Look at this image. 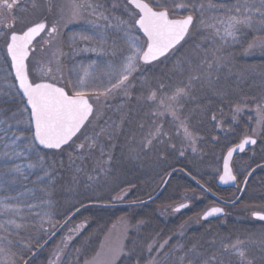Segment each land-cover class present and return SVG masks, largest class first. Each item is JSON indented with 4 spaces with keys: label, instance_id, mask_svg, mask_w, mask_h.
<instances>
[{
    "label": "snow or ice",
    "instance_id": "obj_1",
    "mask_svg": "<svg viewBox=\"0 0 264 264\" xmlns=\"http://www.w3.org/2000/svg\"><path fill=\"white\" fill-rule=\"evenodd\" d=\"M121 7L122 11L116 15ZM31 8L34 11L46 8L55 19L51 24L47 19L23 23L16 15L17 10L27 11L23 0H0V80L7 82L0 86V191L6 193L13 191V185L18 181L27 180L36 172L43 174L36 176L32 181L34 185L51 183L54 161L49 164L48 157L63 153L66 148L75 146L77 153H82L99 147L103 157L102 138L110 140L117 126L114 121H105L103 125L97 123L102 118L98 106L120 94L131 99V90L136 87L135 74L143 66L166 64L194 33L203 35V40L193 44L191 55L177 60L167 81L157 78L153 83L141 73V92L136 100L147 105L153 117L171 116L176 136L191 145L195 152L197 136L190 120L196 113L207 116L211 109L197 104L185 115L183 110L187 102L197 99V91L205 90L226 100V91L215 87L219 74L225 68L231 71L230 57L224 54L222 45L238 42L245 29L264 34V0H236L231 5L213 0H124L122 6L113 3L110 7L106 6V0H61L59 4L52 0H32ZM18 20L22 23L19 29L16 28ZM80 22L84 25L82 30L65 38L63 30L69 24ZM218 44L221 46H216ZM248 48L264 51V35L251 41ZM81 52L94 53L97 59L87 64L77 63L75 58ZM38 53H47L46 60ZM104 57L111 58L104 60ZM172 75L180 79L173 82ZM246 104V101H238L232 105L233 122ZM254 111L259 134H264V98L255 101ZM211 121L216 122L218 128L222 126V120L215 112ZM140 128H144L143 123ZM258 129L252 128L251 134H246L235 147L228 148L219 175L221 183L236 181L230 166L233 152L237 149L243 152L245 145H256L254 137ZM166 137L171 139V130L166 131L162 123L153 120L141 137L142 148L164 144ZM69 155L71 158V153ZM100 163V170L105 171L104 165H110L111 156ZM200 187L204 188L203 185ZM29 191L35 194V189ZM40 191L47 189L42 187ZM27 195L28 192H19L0 196V264H33L36 250L43 247L42 237L26 238L22 230L31 228L48 234L49 230L44 227L47 222L53 229L51 235H55L52 212H33L44 204L51 209L52 202L41 199L39 204L28 203L24 200ZM114 199L122 200L123 196ZM185 207L188 204L181 203L174 211ZM25 209L29 215L40 217L38 226L23 215ZM222 212L220 207H211L201 219L207 220ZM252 216L264 221V211H254ZM82 227L77 225L76 229H70L64 243L72 239L73 231L79 232ZM124 234H127V227ZM168 243L165 240L158 247L150 244L147 264H166L177 252L182 253L176 257L178 264H184L186 259L187 264H218L215 240L210 242V254L201 252L195 245L185 250L179 244L168 252L165 251ZM220 244L223 254L239 257L240 264H252L247 260L245 241L222 240ZM59 254L57 251V259ZM127 255L123 238L106 237L85 264H119Z\"/></svg>",
    "mask_w": 264,
    "mask_h": 264
},
{
    "label": "trees",
    "instance_id": "obj_2",
    "mask_svg": "<svg viewBox=\"0 0 264 264\" xmlns=\"http://www.w3.org/2000/svg\"><path fill=\"white\" fill-rule=\"evenodd\" d=\"M215 1L216 3H227L230 5L236 3V0ZM209 15H213V13H209ZM202 40L203 35H196L194 33L188 43L183 47H180L173 55L174 57H171L170 60L183 59L187 56V53L191 52L192 44L201 42ZM239 41L241 42V37ZM218 46L221 45L218 44ZM222 46L225 48L223 49L224 54L229 56L233 49L236 50L235 47L237 45L236 42H229L227 45ZM229 57L231 61L229 66L231 71H229L228 68H225L219 74V80L215 84L217 89H223L226 91L227 99L222 101L219 97L212 95V93L207 90L204 92L197 91L195 93L197 99L189 100L183 110L184 114L187 115L197 104L207 105L211 109L207 116H202L199 113H196L190 120L192 130L197 136L195 152H193L191 145L183 141L181 137L176 136L174 126L171 123L172 117L169 115L158 118L151 116L149 107L137 102L136 97L139 92L135 93L134 91L131 99H125V104L129 109L126 110L127 113L125 112L126 117L123 122L124 126L121 127V129L124 127H127L128 129L126 130L124 128L120 132L116 131L110 140L105 137L102 138L101 142L105 145V155L103 157L100 155L99 147L91 152L85 151L82 153H77L75 146H73L72 149L66 148L63 153H57L54 157L52 156L48 158L49 164H53L54 161V172L50 177L51 183L46 182L43 186L34 185L32 181L36 179V176L43 174L42 172H36L35 175L29 176L27 180L21 179L13 185V191L10 193L0 191V196L16 194L28 186H34L35 194H33V196L37 200L39 198L44 200L49 199L52 202L53 219H51V223L55 224V227H57L70 212L84 204L83 201H81V203L78 202L79 204H73L75 202L74 199L79 196L89 198L87 191L93 187L94 180L99 178L98 175L102 172L100 170V162L102 159L106 161L110 155L111 163L110 165H104V168L105 170H108L111 165L115 168L117 167L116 169L119 173L118 178L120 184L115 183V186L119 185L123 188L117 191L115 190V192L112 193L113 195L109 200L110 203L114 201H139L150 197L157 191L166 174L171 169L177 167L184 169L192 177H195V179L218 196H221L226 200H232L236 197V190L234 188L219 187L217 184L218 175L212 171V168L206 170L204 165L205 161H207L208 165L211 167L218 164L225 151L232 145L236 144L246 134H250V128H252V125H249L248 123V120H251L252 116L251 113H247V109H243L236 121L233 122L231 108L232 105L238 101H246L247 103L254 101V98H249V95L247 94L238 97L239 95L236 96L237 94L235 92V86L238 83L241 84L246 80V82H248L247 84H249L253 77L249 75L250 77L247 79L245 77L248 75H242L241 80L238 81V79H235L236 69H239V73L243 70L242 66L239 65V62H243L244 57L238 56L237 53L232 54ZM244 61L255 63V65H257V70L263 68L264 63L259 58ZM169 76L170 75L165 77L164 75H160V77L166 81L169 79ZM171 79L175 82L176 80H179L180 77L172 75ZM155 80L156 79H154V81ZM213 112H215L218 118L222 120V126L219 128L216 127V122L211 121V115ZM153 120L157 123H162L163 125L168 124L170 126L171 139L166 137V143H156L150 149H144L141 145V137L147 131L148 126ZM142 123L144 124L143 129L140 128ZM89 132H91L90 129ZM80 142L81 141H77V143ZM258 143H264V134L260 137V141H257L256 146L254 145L255 150L254 148H250L244 153L238 154L233 159L232 165H235L234 167L236 168L237 160L243 157H245L244 160H250V167L264 162V160L260 159L262 149ZM172 145H175V147H172ZM181 151H183V155H181ZM69 153H71V158ZM252 153H255L256 155ZM262 173H264V168L257 171V174L255 173L250 179L247 186V191H250L249 193L262 194L261 187H263L264 183L261 182V180L264 179V174ZM257 175L262 176H260V179H257ZM89 176H92L93 179L89 180ZM259 183H262L260 184L261 186ZM42 187H46L47 191L41 192L40 189ZM109 188V191H114V187L109 185ZM177 189L184 193L182 196H185L184 199L185 201H188L189 204H191L193 200L200 199V197H207L206 193L184 174L175 172L163 192L155 200L146 204L153 205L151 207L153 209L152 211H154V213L151 212L152 218L147 217L143 223H138L139 220L134 219L135 217H139L138 213L131 216L135 227L131 229L127 235L125 246L128 255L122 258L119 261V264H146L150 258L148 254V246L150 244H155L158 247L160 243L168 240L169 243L166 246L165 251L171 252L176 245L183 244L185 242L184 240L188 239L187 234L192 235V232H196L195 236L197 237H195V239L198 240L196 242H200L201 236H199L198 232L202 230L201 226H204L207 223L202 220L198 222L193 220L195 217H189L188 219L186 217V220L182 219L178 221V212L171 210V207L165 203V200L163 201L166 196H171ZM120 196H123L122 200L114 199V197ZM30 198L31 199L28 202H34L33 200L35 199L32 197ZM159 198L162 199L158 200ZM129 208L137 209L139 207L134 206ZM125 209L126 207L94 206L81 210L35 257H33V264H36V261L38 262V258L41 256H50L55 243L60 240H63L64 242L66 236L69 235L68 231L72 229V225L74 224H76V226L83 225V227L80 228L78 233L71 234L72 239L68 240L67 243H64V252L54 264H81L92 256L97 243L102 235L105 234L106 230H108L109 226L114 224L116 219H120L119 217L122 215L115 216L117 210L124 211ZM134 212L135 211H132V213ZM84 215H86V217L81 219ZM17 219L19 220V218ZM216 220L218 219H211V228L207 231L220 228L219 222ZM196 223L199 226L197 229L193 230L191 226L196 225ZM201 234H205V232ZM22 235L24 236L26 234L22 232ZM181 254L182 253L177 252L176 257ZM162 256L163 254L161 253L160 258H162ZM53 257L54 256L52 255L50 259ZM176 257H169L166 264H178ZM236 263L237 262H235V264ZM184 264H187V259Z\"/></svg>",
    "mask_w": 264,
    "mask_h": 264
},
{
    "label": "rangeland",
    "instance_id": "obj_3",
    "mask_svg": "<svg viewBox=\"0 0 264 264\" xmlns=\"http://www.w3.org/2000/svg\"><path fill=\"white\" fill-rule=\"evenodd\" d=\"M213 1L216 2L215 0H213ZM52 2L59 4L61 2V0H52ZM205 2H207V0H205ZM31 3H32V0H23L24 7L27 8V11L17 10V12H16V15L18 17L22 18L23 23H28L30 21H39V20H43L46 18L48 20L49 24H51V22L55 19L54 14L49 13L46 8L34 11L31 8ZM113 3H118L122 6L124 3V0H106V6L110 7ZM121 11H122V7H121V9H118L115 14L119 15ZM21 26H22V23L20 20H18L16 22V28L19 29ZM83 27H84L83 22L69 24L68 27L63 30L65 33V38H67V36L71 35L73 32H77L79 29L81 30ZM262 35H264V34H262L261 32H259L257 30L245 29L243 35L240 36L241 42L240 41L236 42V45H237L235 47L236 50L233 49L231 51L230 55L237 53L238 56H243L244 60H249V61H250V59L259 58L264 63V51H261L259 48H255V49H249L248 48V44L251 41H253L254 39L260 38ZM192 46H193V44H192ZM216 46H218V45H216ZM222 48L225 49L223 46H222ZM65 51H68V49L65 48ZM37 55L40 58L46 60L48 54L47 53H38ZM189 55H191V52L187 53V56H189ZM172 57H174V56H172ZM110 58L111 57H104L102 59L108 60ZM95 59H97V57H94V58L90 57V58L84 59V61H80V62L87 64L91 60H95ZM244 60H243V62H239V65L242 66L243 70L241 73H239L238 72L239 69L238 68L236 69L235 79H238V81L241 80L242 75H248L247 77H245L247 79L250 76H252L253 78L251 79V82L249 84H247L248 82H246V80L243 81V78H242L243 82L241 84L236 83L237 85L235 86V92L237 94L236 96L239 95L238 97H240L241 95L244 96V94H247V95H249V98H251V97L254 98L253 99L254 101L248 102L243 109H247V113H251V116H252L251 120H248L249 125H252V128L258 129V125L256 124V113L254 111V108H255V101H259L260 99L264 98V64H263V68H260L257 70V65H255V63L244 61ZM80 62H77V63H80ZM176 62H177V59H171V60L169 59L167 61V63L164 65L154 64V65H149V66H143L141 71L135 74L137 76V80L134 81V83L136 84V87L131 90L132 94L134 93V91H135V93L139 92V94L141 92V86L139 83V76L141 75V73L145 77L152 79L153 83H155L156 80L154 81V79L159 78L160 75H164L165 77L170 75V69H172L173 65ZM0 63H2V61H0ZM66 80H67V76L65 77V81ZM6 83L7 82L0 80V86H5ZM125 99H127V98L124 97L123 94L116 95V96L110 97L106 104L98 106V109L102 113V118L97 123L99 125H103L105 123V121H108L109 123H112L114 121L117 127H116L115 131L113 132V134L116 131L120 132L124 128L126 130L128 129L127 127H124L121 129V127L124 126L123 122H124L125 117H126L125 112L127 109H129V107H127L125 104V101H126ZM163 126H165L164 128L166 131L170 130V126L168 124H166V125L164 124ZM252 128H250V134H251ZM89 129L91 130V128H89ZM98 130H99V128H97V131ZM262 135L263 134H259V129H258V134L255 136L257 141H260V137ZM105 138H107V137H105ZM258 144H259L260 148L262 149V151L260 153L261 158L260 157L259 158L264 160V143H262V144L258 143ZM255 146H253L251 148L252 149L254 148V150H255ZM248 150H249V148H248ZM44 151L49 152V150H44ZM252 154L256 155L255 153H252ZM50 157H52L51 154L49 155L48 158H50ZM244 158L245 157L239 158L236 162V164L239 163L241 168L238 165H236L237 168L234 167L235 165H232L233 171L237 177L238 183H241L243 176L245 175V173H247V171L249 172V169L251 168L250 163H249L250 160H248V159L244 160ZM246 158H248V157H246ZM221 162H222V159H220V162H218V164L214 165V167H211L210 165H208V162L205 161L204 165L206 167V170H210V168H212V171L216 175H219V173L221 171ZM116 168L111 165V166H109L108 170L102 171L101 174H99L100 176L98 175L99 178L94 180L93 187H91L90 190L87 191L89 198H84V197L79 196L76 199H74L75 202L73 204H76L78 202L81 203V201H83L84 203L88 202V201L89 202L110 203L109 200L111 199V197L113 195L112 193H114L115 190L117 191V190L123 189L119 185L115 186V183L120 184L119 178H118L119 173H118V170ZM256 174H257V172H256ZM262 174H264V173H262ZM260 176H262V175H257V179H260L261 178ZM260 184H262V183H259V185ZM109 185L114 187V191H109L110 190ZM261 188H262L261 189L262 194H255V193L253 194V193H249L250 191L248 192L247 187H246L243 195H241L239 203L237 205L233 204V205L226 207V209L229 211L228 215L221 218L220 220L219 219L216 220L219 222V227L221 229L219 228V229L207 231V230H209V228H211L210 225L212 223H210L211 220H206L205 223H207V224H205L204 226H201L202 230H200V232H198L199 236H201V240L199 243H197L196 241H198V240L195 239V237H197V236H195L196 232H192V235L187 234L188 239H185L184 240L185 242L183 244H180V245H183L185 250L190 249L195 245L197 247V249L200 250L201 252L207 251L210 254V252H211V250L209 248L210 242L215 240L216 241L215 250L217 253V257H218V264H233V263L235 264V262H237L236 264H240L239 257L233 255L232 253L223 254V250H222V247L220 244V241H222V240L234 242L236 239H240V240L245 241L247 244V250H246L247 260H250L252 262V264H264V247H262V243H264V225H260V224L255 223V221L252 219V216H251L253 211H264V194H263L264 183H263V187H261ZM31 189H35V187L31 185V186L26 187L24 190H22L20 192H28V195L24 197V200L26 202H28L31 199L30 197H32L33 199H35V200H33L34 202H32V203L39 204L41 199L39 198L37 200L33 196V193H31V191H29ZM202 191L204 192V190H202ZM173 193L174 194H172L171 196H166L163 199V201L165 200V203L168 204V206L171 207V210L174 211V209H173L174 206L179 205L181 203L188 202V201H185V199H184L185 196H182V195H184V193H182L178 189ZM16 194H11V195H16ZM206 195L208 198L207 197H205V198L200 197V199L193 200V202L191 204H189V202H188V207H185V208L181 209L180 211H178L179 215H178L177 220L178 221L182 220V219L186 220V217H187V219L189 217H193V218L195 217L194 219L193 218L192 219L197 221V222L201 221L202 212L206 208H208L209 206L218 204L213 199V197H211L207 193H206ZM161 199L159 198L158 200H161ZM118 202H123V201H114L111 203H118ZM150 202H152V201H150ZM150 202H147V203H150ZM147 203L139 204V205H133V206H113V207H126V209L124 211L123 210H117V213H115V216H120V215H122V216L119 217L120 219H118V220L116 219L115 223L111 224L109 226L108 230H106L105 234L102 235L101 239L97 243V246L95 247V250H94L92 256H94L96 251H98L100 249V245L102 242H105L106 237H108L110 239L123 238L124 244L126 245L128 232L135 227V224H133L131 216L136 215L138 213L139 217L134 218L135 220H139L138 223H143V221L146 220L147 217L152 218V213H154V211H152L153 209L151 207L153 205H150V204L146 205ZM206 205H207V207H206ZM134 206L135 207L138 206L139 208H137V209L129 208V207H134ZM92 207H94V206H92ZM98 207H102V206H98ZM43 211H51L52 217H53V209L52 208L49 209L46 204L41 205L39 208H36L33 210V212H43ZM132 211H135V212L132 213ZM149 212H150L151 216H150ZM175 212H177V211H175ZM23 215H25L27 217V220L30 223H36L37 226L39 225L40 217L34 216V215H29V213L27 212L26 209L24 210ZM88 215H90V214H88ZM52 217H51V219H53ZM85 217H86V215L82 216L81 219H84ZM17 218H19V217H17ZM125 222H126V224H125ZM241 223L245 224V226L241 225ZM84 224H85V222H84ZM198 226L199 225H197V223H196V225H192L191 227L194 230V229H197ZM44 227L49 230L48 234L41 233V232L33 230L31 228H29L26 231L22 230V232L24 234H26V235H24L26 238L29 236H31L33 239H35L37 237H42V239H41V241H42L53 231L51 225L47 222L44 224ZM125 227H127V234L126 235L124 234ZM72 229L73 230L76 229V224L72 225ZM204 232H205V234H201ZM72 233L76 234L78 232L73 231ZM68 234H70L69 231H68ZM64 247H65V245H64L63 240L56 242L54 247H53L51 255L50 256L47 255L44 257L41 256L40 258H38V262L36 261V264H50V263L54 264L55 261L57 260V256H56L57 251H59V253H60L59 256H60L64 252ZM52 255L54 257L50 259V257H52ZM90 258H88V259H90ZM88 259H86V260H88ZM234 260H235V262H234ZM85 261L82 262L81 264H85Z\"/></svg>",
    "mask_w": 264,
    "mask_h": 264
},
{
    "label": "water",
    "instance_id": "obj_4",
    "mask_svg": "<svg viewBox=\"0 0 264 264\" xmlns=\"http://www.w3.org/2000/svg\"><path fill=\"white\" fill-rule=\"evenodd\" d=\"M255 138V137H254ZM243 139V138H242ZM241 139V140H242ZM256 139V138H255ZM240 140V141H241ZM240 141L236 144H234L233 146L231 147H235V145L239 144ZM250 146H252L251 144L249 145H245V150H247ZM244 150V151H245ZM243 151V152H244ZM227 153V151L225 152V154ZM238 153H242L239 149H237L236 151L233 152V156L231 158V161H230V166H231V162H232V159L238 154ZM224 154V155H225ZM264 166V163H260L256 166H254L250 171L249 173L247 174L243 184H242V188L241 189H244V186L249 178V176L255 171L257 170L258 168L260 167H263ZM232 167V166H231ZM223 170V159H222V164H221V172ZM175 172H181L183 173L186 177H188L193 183H195L197 186L200 187V185H203L202 183L199 182V184H197V179H193V177L188 173L186 172L184 169L182 168H173L171 169L167 175L165 176L163 182L161 183L160 187L157 189V191L151 195L150 197L146 198V199H143V200H139V201H130V202H118V203H103V202H88V203H85V204H82L80 206H78L77 208H75L69 215H67V217H65V219H63V221L60 222V224L55 228V235L52 236L51 233L44 239V241L42 242V245L43 247L39 248L36 250V254H38V252H40L61 230L62 228L70 221V219H72V217H74L79 211L87 208V207H92V206H102V207H113V206H133V205H139V204H144V203H147V202H150L154 199H156L159 194L164 190V188L166 187L168 181L170 180L171 176L175 173ZM220 172V173H221ZM220 175V174H219ZM236 182H229L227 184H224V183H221L220 180H219V176L217 178V184L220 186V187H235L236 186ZM204 186V185H203ZM201 188V187H200ZM202 189V188H201ZM206 189V190H205ZM204 190L207 194H209L211 197H213L214 199H216L218 202H220L221 204L223 205H231V204H234L242 195L243 193V190L239 192V194L237 195V197L231 201H227V200H224L220 197H218L217 195H215L213 192H211L206 186H204V188L202 189ZM186 204H188L187 202H185ZM178 205L174 206L173 209H175ZM211 207H220L223 209V212L220 213V214H216L214 216H211V217H208V219L210 218H214V217H220L224 214L225 210H224V207L220 204L218 205H212V206H209L208 208H206L201 216L203 215V213L208 210L209 208ZM78 209V211H77ZM254 212V211H253ZM252 212V213H253ZM68 217H70V219H67ZM67 220V222H65ZM204 220V219H203ZM61 225H63V227H61ZM46 241V243H44Z\"/></svg>",
    "mask_w": 264,
    "mask_h": 264
},
{
    "label": "flooded vegetation",
    "instance_id": "obj_5",
    "mask_svg": "<svg viewBox=\"0 0 264 264\" xmlns=\"http://www.w3.org/2000/svg\"><path fill=\"white\" fill-rule=\"evenodd\" d=\"M45 19H46V18H45ZM43 20H44V19H43ZM47 21H48V20H47ZM81 30H82V29H81ZM81 30L79 29L78 31H81ZM78 31H77V32H78ZM83 46H84V45L81 44V47H83ZM90 57H91V58H94V57H97V56H96V54L91 53V52H81V53H79V55L76 56L75 60H76V62H80V61H84V59H87V58H90ZM237 165L240 167L239 163H238ZM252 167H253V166H251V168H252ZM236 168H237V167H236ZM240 168H241V167H240ZM262 168H264V167H262ZM262 168L257 169L255 172H253V173L250 175V177L248 178V180H247V182H246V184H245V186H244L243 193H244L246 187L248 186V183H249L250 179L253 177V175H255V173H256L257 171H260V169H262ZM236 170H237V169H236ZM249 170H250V169H249ZM247 174H248V171H247V173H245V175L243 176V178H242V180H241V183H238V180H237V184H236V186L233 187V188L237 191L236 196L239 194V192H240V190H241V188H242L243 181H244L245 177L247 176ZM238 178H239V177H238ZM263 180H264V179H263ZM263 180H261V182H264ZM243 193H242V195H243ZM253 194H254V193H253ZM255 194H256V193H255ZM240 198H241V197H240ZM240 198L234 203L235 205H237V204L239 203ZM225 200H226V199H225ZM216 202L224 207L225 212H224V215H223V216L218 217V218H213V219H221V218L225 217V216L228 214L229 211L226 209V207H228V206H230V205H223V204H221V203L218 202V201H216ZM231 205H233V204H231ZM251 216H252V215H251ZM252 219L255 221V223L260 224V225H264V221H259V220L255 219L253 216H252ZM241 225L245 226V224H242V223H241Z\"/></svg>",
    "mask_w": 264,
    "mask_h": 264
}]
</instances>
